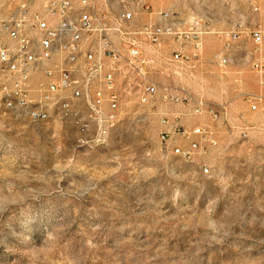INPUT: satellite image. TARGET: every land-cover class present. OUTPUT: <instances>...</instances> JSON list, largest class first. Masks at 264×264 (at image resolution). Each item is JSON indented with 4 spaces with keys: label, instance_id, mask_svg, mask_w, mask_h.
Here are the masks:
<instances>
[{
    "label": "rangeland",
    "instance_id": "1",
    "mask_svg": "<svg viewBox=\"0 0 264 264\" xmlns=\"http://www.w3.org/2000/svg\"><path fill=\"white\" fill-rule=\"evenodd\" d=\"M142 2L197 32L203 63L171 80L221 105L222 118L125 100L93 151L70 125L0 123V264H264V99L249 108L264 88L246 63L220 61L228 32L264 30V0ZM96 3L145 17L137 0ZM163 114L209 127L216 145L183 160L171 152L183 139L160 141Z\"/></svg>",
    "mask_w": 264,
    "mask_h": 264
},
{
    "label": "built area",
    "instance_id": "2",
    "mask_svg": "<svg viewBox=\"0 0 264 264\" xmlns=\"http://www.w3.org/2000/svg\"><path fill=\"white\" fill-rule=\"evenodd\" d=\"M137 2L144 20L129 9L101 10L96 0H0V123L39 126L80 113L88 128L70 120L77 147L93 151L108 144L125 100L187 104L191 115L219 121L221 105L171 80L176 69L189 71L203 63L197 32L191 25L181 29L173 12ZM224 40L221 63H246L264 88V30L230 31ZM159 75L166 80H158ZM262 99V94L253 96L249 108L257 110ZM178 118L161 116L169 130L160 141L174 134L185 141L173 145V154L192 161L201 142L216 145L209 127L175 125ZM90 126H98V133H90Z\"/></svg>",
    "mask_w": 264,
    "mask_h": 264
},
{
    "label": "bare ground",
    "instance_id": "3",
    "mask_svg": "<svg viewBox=\"0 0 264 264\" xmlns=\"http://www.w3.org/2000/svg\"><path fill=\"white\" fill-rule=\"evenodd\" d=\"M70 120H75V126L77 128H88V119L80 118V113H67V116H60V119L58 120L57 124L60 126L70 125L73 128V122H71ZM90 133H98V126H90ZM80 146H86V145H80ZM86 147L90 149V146H86ZM180 157L183 158V156ZM202 171L204 174H208L210 172V171L207 172L203 168Z\"/></svg>",
    "mask_w": 264,
    "mask_h": 264
}]
</instances>
